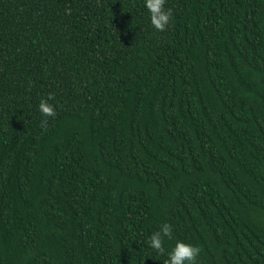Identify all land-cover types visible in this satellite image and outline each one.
I'll return each mask as SVG.
<instances>
[{"label":"trees","instance_id":"16d2710c","mask_svg":"<svg viewBox=\"0 0 264 264\" xmlns=\"http://www.w3.org/2000/svg\"><path fill=\"white\" fill-rule=\"evenodd\" d=\"M165 7L0 0V264H264V0Z\"/></svg>","mask_w":264,"mask_h":264},{"label":"clouds","instance_id":"9594fccd","mask_svg":"<svg viewBox=\"0 0 264 264\" xmlns=\"http://www.w3.org/2000/svg\"><path fill=\"white\" fill-rule=\"evenodd\" d=\"M166 0H143V7L147 10L148 21L152 28L164 31L170 25L173 17V10L165 7ZM53 95L48 94L47 98L42 97L38 104L39 112L50 117L56 114V106L50 102ZM173 239V227L170 223L164 222L152 232L146 243L151 250L165 256L162 264H197V257L201 249L183 239H176L169 249L165 248L166 240Z\"/></svg>","mask_w":264,"mask_h":264}]
</instances>
